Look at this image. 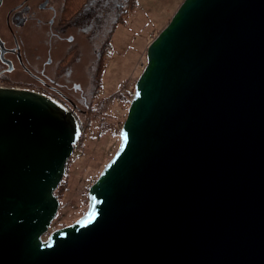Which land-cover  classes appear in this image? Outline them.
<instances>
[{
  "label": "water",
  "instance_id": "1",
  "mask_svg": "<svg viewBox=\"0 0 264 264\" xmlns=\"http://www.w3.org/2000/svg\"><path fill=\"white\" fill-rule=\"evenodd\" d=\"M146 58L86 212L49 234L82 130L0 86V264H264V0H184Z\"/></svg>",
  "mask_w": 264,
  "mask_h": 264
},
{
  "label": "flooded vegetation",
  "instance_id": "2",
  "mask_svg": "<svg viewBox=\"0 0 264 264\" xmlns=\"http://www.w3.org/2000/svg\"><path fill=\"white\" fill-rule=\"evenodd\" d=\"M130 2L0 0V85L43 94L87 127L101 112L106 57Z\"/></svg>",
  "mask_w": 264,
  "mask_h": 264
},
{
  "label": "rangeland",
  "instance_id": "3",
  "mask_svg": "<svg viewBox=\"0 0 264 264\" xmlns=\"http://www.w3.org/2000/svg\"><path fill=\"white\" fill-rule=\"evenodd\" d=\"M183 1L135 0L137 7L129 13L124 23L117 26L106 57L104 83L98 94V111L101 112L87 126L84 136L81 135L83 139L71 157L68 173L66 166L67 190L48 234L62 228L57 226L56 220L60 214L79 210L80 200L86 199L88 186L92 185L96 175L117 151L120 144L119 126L126 119L127 102L146 65L147 48ZM79 216L78 212L65 217V226L74 223Z\"/></svg>",
  "mask_w": 264,
  "mask_h": 264
},
{
  "label": "trees",
  "instance_id": "4",
  "mask_svg": "<svg viewBox=\"0 0 264 264\" xmlns=\"http://www.w3.org/2000/svg\"><path fill=\"white\" fill-rule=\"evenodd\" d=\"M137 7V3L135 2V0H131V2H130V11L132 12L135 8ZM125 21H123L122 23H124ZM7 86V85H6ZM133 94H134V88H133V92H132V94L130 95V99L128 100V102H127V109H128V107H129V105H130V102H131V99H132V97H133ZM127 115V114H126ZM93 122V121H92ZM92 122H90V123H92ZM89 123V124H90ZM123 123L124 122H122L121 124H120V126H119V133H120V130H121V128H122V125H123ZM88 124V125H89ZM87 125V126H88ZM81 130H82V134H83V136H84V133H86V131L88 130V127H84V128H81ZM83 136H82V138L79 140V143H78V146L80 145V143H81V141H82V139H83ZM115 154V153H114ZM112 158V157H111ZM110 158V159H111ZM71 160H72V158L69 160V162H68V164H67V173H68V167H69V165H70V162H71ZM107 164V163H106ZM105 164V165H106ZM104 165V166H105ZM104 168V167H103ZM102 171V170H101ZM101 171L96 175V177H95V179H94V182H95V180L98 178V176H99V174L101 173ZM67 173H66V175H65V177L63 178V181H62V183L59 185V187H58V189L56 190V192H55V195L57 196V198L60 200V205H63V197H64V194H65V192H66V190H67V187H66V178H67ZM64 182H65V184H64ZM93 182V183H94ZM92 183V184H93ZM91 186V185H90ZM90 186H88V189H87V191H86V199H84V201H82V199L80 200V208H79V210L77 211V210H75V211H70V212H68V213H66V214H60L59 215V217L56 219L57 220V226L58 227H65V223H64V219H65V217H67V216H71V215H74V214H76V213H78L79 212V217H78V219L86 212V210H87V208H88V191H89V188H90ZM84 195V194H83ZM81 202H82V206H81ZM62 203V204H61ZM63 216V217H62ZM58 219H60V220H58ZM75 222V221H74ZM67 226V225H66Z\"/></svg>",
  "mask_w": 264,
  "mask_h": 264
},
{
  "label": "bare ground",
  "instance_id": "5",
  "mask_svg": "<svg viewBox=\"0 0 264 264\" xmlns=\"http://www.w3.org/2000/svg\"><path fill=\"white\" fill-rule=\"evenodd\" d=\"M178 3V2H177ZM66 40V39H65ZM108 64V63H107ZM9 76V75H8ZM2 87H4V86H2ZM23 87V86H22ZM86 87V86H85ZM72 109V108H71ZM93 159H95V158H93ZM101 160V159H100ZM94 161V160H93ZM103 161V160H102ZM97 164V163H96ZM101 168V167H100ZM65 177V176H64ZM64 184H65V182H64ZM85 190V189H84ZM81 191V190H80ZM79 191V192H80ZM80 195V194H79ZM84 201V200H83ZM62 204V203H61Z\"/></svg>",
  "mask_w": 264,
  "mask_h": 264
},
{
  "label": "built area",
  "instance_id": "6",
  "mask_svg": "<svg viewBox=\"0 0 264 264\" xmlns=\"http://www.w3.org/2000/svg\"><path fill=\"white\" fill-rule=\"evenodd\" d=\"M0 86H2V85H0ZM77 146H78V145H76L75 147L77 148Z\"/></svg>",
  "mask_w": 264,
  "mask_h": 264
}]
</instances>
